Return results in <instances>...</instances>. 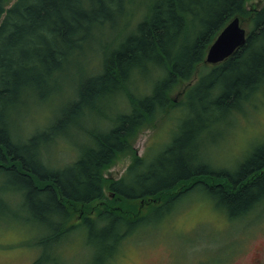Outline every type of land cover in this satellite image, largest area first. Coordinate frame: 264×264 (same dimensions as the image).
Listing matches in <instances>:
<instances>
[{"label":"trees","instance_id":"trees-1","mask_svg":"<svg viewBox=\"0 0 264 264\" xmlns=\"http://www.w3.org/2000/svg\"><path fill=\"white\" fill-rule=\"evenodd\" d=\"M6 1L0 222L46 227L41 245L84 226L98 261L108 263L191 190L205 192L230 219L264 201V139L234 163L207 158L215 142L209 136L224 133L264 89V0L251 8L246 0H15L8 8ZM236 16L249 21L245 43L221 62H206L210 44ZM66 82L68 97L60 93ZM179 84L176 101L170 93ZM170 104L180 107L168 117L177 119L170 142L153 158L138 155V130L170 113ZM43 105L50 114L30 127ZM60 141L75 157L57 165L51 157L63 152ZM128 152L134 159L124 174L104 177ZM105 180L113 194L106 199ZM45 254L31 264H46L52 255Z\"/></svg>","mask_w":264,"mask_h":264},{"label":"rangeland","instance_id":"rangeland-1","mask_svg":"<svg viewBox=\"0 0 264 264\" xmlns=\"http://www.w3.org/2000/svg\"><path fill=\"white\" fill-rule=\"evenodd\" d=\"M14 1H6L5 7ZM259 4L261 0H246L247 8ZM249 25V21L242 24L247 29H250ZM141 83L140 79L135 81L137 86ZM60 93L68 97L73 93L72 84L66 82ZM180 93L179 84L170 94L180 101ZM255 103L248 104L245 114L239 113L224 133L209 136L211 141L215 140L207 148L209 160L211 158L218 165L234 163L244 157L246 150L264 139V89ZM171 104L168 108V111L172 110L170 113L166 112L138 130L132 145L138 155L153 158L160 147L170 142L177 119L168 117L180 108ZM49 114L48 106L43 105L34 110L27 122L33 127L43 123ZM58 147L63 152L58 150L56 158L51 157L54 164L60 165L75 157L67 142L60 141ZM133 159L131 152L118 154L114 162L103 170L104 177L120 178ZM104 182L106 199L113 194L107 188L109 181ZM98 209L97 204L94 205L92 215ZM80 218L79 212L73 215V220ZM149 223L136 235L128 237L117 256L108 263L107 260L103 263L98 261L97 249L88 243L84 226L78 232L66 234L60 241L41 245L36 242L46 235V227L22 221L0 223L6 241L0 244V264H31L45 253L52 255L46 264H264V201L246 216L230 219L205 192L191 190L175 200L169 211L153 216Z\"/></svg>","mask_w":264,"mask_h":264},{"label":"water","instance_id":"water-1","mask_svg":"<svg viewBox=\"0 0 264 264\" xmlns=\"http://www.w3.org/2000/svg\"><path fill=\"white\" fill-rule=\"evenodd\" d=\"M246 37L247 29L242 26L240 17L236 16L226 24L210 44L206 62L215 64L223 61L245 43Z\"/></svg>","mask_w":264,"mask_h":264},{"label":"snow or ice","instance_id":"snow-or-ice-1","mask_svg":"<svg viewBox=\"0 0 264 264\" xmlns=\"http://www.w3.org/2000/svg\"><path fill=\"white\" fill-rule=\"evenodd\" d=\"M0 182H2V178H0ZM2 223V222H0ZM6 243L5 239H4V235H3V231L0 230V244H4Z\"/></svg>","mask_w":264,"mask_h":264}]
</instances>
